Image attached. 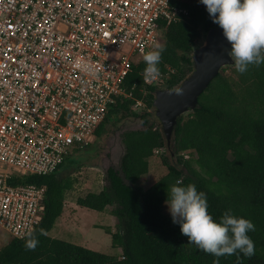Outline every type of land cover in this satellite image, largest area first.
I'll return each mask as SVG.
<instances>
[{
	"label": "trees",
	"instance_id": "1",
	"mask_svg": "<svg viewBox=\"0 0 264 264\" xmlns=\"http://www.w3.org/2000/svg\"><path fill=\"white\" fill-rule=\"evenodd\" d=\"M189 9V17L169 25L161 38L164 45L160 71L166 89L178 87L193 73V54L199 40L214 23L206 6L199 1L177 0ZM145 61L137 64L126 83L133 97L120 100L96 131V139L115 116L139 117L145 129L126 132V147L120 169L107 170L108 184L98 193L91 192L77 199V204L98 212L112 206L118 219L116 230L104 227L112 237L118 254H106L50 236L65 207V197L73 190L76 179L64 175L66 161L49 175H27L12 184L45 187L46 211L36 232L39 243L26 247L24 239L11 238L0 247V264H213V254L198 249L181 233L164 210L170 186L177 180L195 183L207 195L208 211L219 220L231 208L236 216L250 219L254 230L252 256L240 253L239 264H264V63L251 65L236 79L225 74L227 68L211 82L199 97L198 107L178 118L171 144H168L154 100L160 87L146 85ZM170 67V70L168 69ZM142 100V112L132 107ZM160 150L168 172L149 188L140 181L149 174L150 159ZM184 154L190 158L185 159ZM44 228L46 234H40ZM219 264H237V254H225Z\"/></svg>",
	"mask_w": 264,
	"mask_h": 264
},
{
	"label": "built area",
	"instance_id": "2",
	"mask_svg": "<svg viewBox=\"0 0 264 264\" xmlns=\"http://www.w3.org/2000/svg\"><path fill=\"white\" fill-rule=\"evenodd\" d=\"M176 2L0 0V228L11 238L46 211L45 187L12 181L52 174L94 142L110 109L133 97L126 83L144 53L189 17Z\"/></svg>",
	"mask_w": 264,
	"mask_h": 264
},
{
	"label": "clouds",
	"instance_id": "3",
	"mask_svg": "<svg viewBox=\"0 0 264 264\" xmlns=\"http://www.w3.org/2000/svg\"><path fill=\"white\" fill-rule=\"evenodd\" d=\"M206 6L214 23L223 29V35L231 42L228 55L232 58L235 69L243 73L251 65L260 66L264 63V0H199ZM164 45L156 44L153 50L143 55L145 61L144 79L156 80L160 75ZM177 95H182L184 89L174 88ZM166 204L173 223L180 225L182 234L188 237L190 243H195L198 249L211 253L216 259L213 264H219L218 257L225 254H237V264L244 256H252L255 245L249 236V231L255 225L243 216H236L232 209H226L219 217L213 218L208 211L207 195L198 190L195 183L182 184L177 180L170 186ZM40 234H46L44 228ZM26 247L35 248L39 243L36 232L29 231Z\"/></svg>",
	"mask_w": 264,
	"mask_h": 264
},
{
	"label": "rangeland",
	"instance_id": "4",
	"mask_svg": "<svg viewBox=\"0 0 264 264\" xmlns=\"http://www.w3.org/2000/svg\"><path fill=\"white\" fill-rule=\"evenodd\" d=\"M206 34L199 40L201 45ZM232 67H227L225 74L236 79ZM136 111L142 112V109ZM143 119L139 117L115 116L103 132L92 144L82 150H77L70 158V162L61 169L62 174L70 175L76 179L73 190L67 192L65 197L64 215L58 219L57 225L50 232V236L57 239L84 246L88 249L106 253L119 254L121 249L112 247V237L104 227L116 230L118 219L112 214L114 209L108 207L107 212H98L77 204L79 197L91 192H100L107 184V170L110 167L120 169L121 161L126 152L123 135L129 131L145 129ZM161 154L150 159V171L139 183L144 188L155 184L168 170L162 163ZM167 214V204L164 205ZM11 239L10 235L0 228V247L6 245Z\"/></svg>",
	"mask_w": 264,
	"mask_h": 264
},
{
	"label": "water",
	"instance_id": "5",
	"mask_svg": "<svg viewBox=\"0 0 264 264\" xmlns=\"http://www.w3.org/2000/svg\"><path fill=\"white\" fill-rule=\"evenodd\" d=\"M231 48L218 25L211 28L205 35L201 45L196 46L193 54V73L178 87L184 89L177 95L173 89L161 87L155 93L154 107L156 117L160 120L168 144H171L178 118L198 107L199 97L206 91L211 82L222 69L234 67L228 55ZM177 88V87H176Z\"/></svg>",
	"mask_w": 264,
	"mask_h": 264
},
{
	"label": "crops",
	"instance_id": "6",
	"mask_svg": "<svg viewBox=\"0 0 264 264\" xmlns=\"http://www.w3.org/2000/svg\"><path fill=\"white\" fill-rule=\"evenodd\" d=\"M65 203H66V201H65ZM64 209H65V207H64ZM106 212H107V210H106ZM64 211H63V213H62V215L61 216H63L64 215ZM57 222H58V220H57ZM57 222H56V224H55V226L57 225ZM59 223V222H58ZM75 244V243H74Z\"/></svg>",
	"mask_w": 264,
	"mask_h": 264
}]
</instances>
